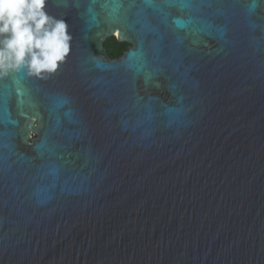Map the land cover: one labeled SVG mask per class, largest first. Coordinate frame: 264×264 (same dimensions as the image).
Returning a JSON list of instances; mask_svg holds the SVG:
<instances>
[{"label":"water","instance_id":"obj_1","mask_svg":"<svg viewBox=\"0 0 264 264\" xmlns=\"http://www.w3.org/2000/svg\"><path fill=\"white\" fill-rule=\"evenodd\" d=\"M45 7L71 50L0 80V264H264V0Z\"/></svg>","mask_w":264,"mask_h":264},{"label":"clouds","instance_id":"obj_2","mask_svg":"<svg viewBox=\"0 0 264 264\" xmlns=\"http://www.w3.org/2000/svg\"><path fill=\"white\" fill-rule=\"evenodd\" d=\"M46 0H0V80L23 73L46 79L69 55L72 36Z\"/></svg>","mask_w":264,"mask_h":264},{"label":"trees","instance_id":"obj_3","mask_svg":"<svg viewBox=\"0 0 264 264\" xmlns=\"http://www.w3.org/2000/svg\"><path fill=\"white\" fill-rule=\"evenodd\" d=\"M127 46L126 43H120L114 37H110L103 42V50L109 58L119 57Z\"/></svg>","mask_w":264,"mask_h":264}]
</instances>
